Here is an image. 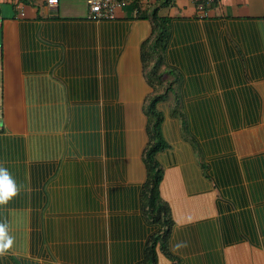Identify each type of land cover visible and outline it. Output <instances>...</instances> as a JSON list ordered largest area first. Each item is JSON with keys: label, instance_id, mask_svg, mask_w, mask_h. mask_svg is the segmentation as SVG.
I'll return each mask as SVG.
<instances>
[{"label": "trees", "instance_id": "obj_1", "mask_svg": "<svg viewBox=\"0 0 264 264\" xmlns=\"http://www.w3.org/2000/svg\"><path fill=\"white\" fill-rule=\"evenodd\" d=\"M18 1L27 4L30 0ZM140 1L132 0L135 19L146 20L151 27V34L139 46L144 78L152 90L163 83L160 67L173 79L144 106L148 137L142 154L144 181L122 180L126 174L125 118L117 96L119 75L114 72L121 51L111 50L110 77L103 82V94L94 75L74 82L69 118L84 153L90 151L85 147L93 152L75 154L72 158L76 160L65 163L73 180L64 181L69 176L63 173L60 180L52 181L41 224L44 250L51 260L70 264H157V252L172 264H224L216 251L219 244L247 241L264 249V152L239 159L233 154L229 136L231 131L254 126L260 119L261 95L255 84L264 81V18L233 25L230 35L234 47L226 45L224 50L231 61L220 62L218 25L210 23L212 18H203V23L197 17L192 23H180L176 22L179 18L158 14L161 8L172 6L174 0H158L145 9ZM117 28L112 29L111 46L124 39L123 29ZM151 59L155 61L150 63ZM92 65L87 67L93 70ZM174 85L187 135L198 145L205 161L203 177L218 192L219 222L206 218L178 225L177 208L161 190L165 169L170 168L164 159H171L175 153L170 154L172 146L164 133L165 115L158 106L169 92H174ZM218 89L221 95L216 94ZM225 119L229 127H222ZM102 142L105 154H99ZM85 158L86 164H81ZM83 169L96 173L87 176ZM182 177L188 194L201 193L203 187L198 186L195 176L194 183L188 181L185 171ZM61 200H68L78 209L61 215ZM49 207L55 208V216L53 212L47 216L52 211ZM104 207L109 212V236L99 239L95 238L91 214ZM72 218L75 220L69 224ZM58 227L64 235L57 239L54 234ZM82 234L85 237H80ZM50 239L58 241V245L50 247ZM0 264L20 263L12 256L0 255Z\"/></svg>", "mask_w": 264, "mask_h": 264}, {"label": "crops", "instance_id": "obj_2", "mask_svg": "<svg viewBox=\"0 0 264 264\" xmlns=\"http://www.w3.org/2000/svg\"><path fill=\"white\" fill-rule=\"evenodd\" d=\"M83 1L87 12L68 17L64 16L66 12L60 6V0L56 4H48L47 0H30L27 4L0 0V164L10 170L19 186L14 197L0 203V222L7 225L9 235L21 238L19 240L23 239L24 231H19L18 223L38 222L41 233L47 192L54 183L52 181L60 180V164L70 163L75 154L93 152L85 147L90 151L84 153L69 118L75 80L94 75L99 80L97 88L103 94V82L110 77L111 50L121 51L117 58L119 63L125 58L126 37L134 30L137 33L141 27H150L148 21L135 19L132 0H115L121 5L112 21L90 19L87 0ZM157 1L141 0L140 5L145 9ZM158 14L179 18L176 22L180 23H192L196 17L203 23L205 18H212L210 23L218 25L220 62H230L224 50L226 45L234 47L231 27L248 19L262 20L264 0H174L172 6L161 8ZM113 27L123 29L121 37L124 39L111 46ZM147 36L148 33L143 38ZM142 40L135 52L138 56ZM201 41L204 44V40ZM88 64H93L94 69L88 68ZM114 72L118 76L117 68ZM103 142L99 154H105ZM168 169H165L161 183L163 192H167L164 180L170 174ZM94 173L85 172L90 176ZM102 173L106 175L104 167ZM217 198L216 191L214 204ZM168 200L172 202L171 198ZM214 208V220L219 222L217 206ZM206 218H209L207 214L201 212L188 216L187 221L179 218L178 225ZM4 249L11 255L7 250L2 255L12 256L20 264H36L30 260L27 250L25 253ZM216 251L221 254L224 264H264V249L247 241L229 246L219 244ZM49 262L70 264L58 260ZM157 264L172 263L157 252Z\"/></svg>", "mask_w": 264, "mask_h": 264}, {"label": "rangeland", "instance_id": "obj_3", "mask_svg": "<svg viewBox=\"0 0 264 264\" xmlns=\"http://www.w3.org/2000/svg\"><path fill=\"white\" fill-rule=\"evenodd\" d=\"M60 6L66 12V15L64 16L68 17L73 16V14L81 15L87 12V6L83 0H60ZM116 9L117 7L115 8V13ZM147 33L148 36L151 34V27H149L148 29L147 26H145L143 28L141 27V29H138L137 33L134 30L131 34L128 35V37H126L125 43L127 45V48L125 51V58H122L117 66V69L119 71V87L117 96L118 102L124 108L125 118L123 123V132L125 135L126 174L122 176V180H127L128 182L134 183L143 182L146 171L142 162L143 149L148 141L146 132L147 119L144 114V106L151 96L158 93L161 94L162 92H160V90L162 89L163 91L164 86L167 85V82L173 80L172 76L166 75L167 73L165 72V69L163 67H160L158 72L159 74H161V80L163 81V83L157 86V90H152L148 86L143 75L144 70L141 66L142 63L139 61L138 55L135 54L138 49V42L141 39L145 40L146 38L143 37H145ZM155 59H151L150 63L154 62ZM209 73L211 76L214 75V70H212L211 66ZM255 87L261 95L262 103L259 113V122L254 126L245 127L237 131H231L229 134L231 138L230 143L233 147V154H235L239 159L245 156L264 152V81L256 83ZM176 89L177 86L174 85V92H169L158 106V108L162 110L165 115L164 133L166 140L172 146L170 154L175 153L173 154L171 159H164L166 164H168L170 167L167 170V173L170 174L167 176L166 181L164 180V188L167 189V192L164 191L163 195L165 194L168 199H172L171 203L174 205V207L176 206L177 208L178 219L180 218L183 221H187L185 219H187L188 216L192 217L193 214L199 215L201 212H205L209 219L214 220V215L216 214V210L214 207L218 206L217 203L214 204V196L217 190L213 188L210 181L203 177L204 175L202 164L205 161L201 155L198 145L192 142L190 140V137L187 135L183 111L180 107L179 101L176 100V98H178L175 94ZM216 94L221 95L219 89ZM224 115L227 114L224 113ZM222 127H229L227 119H225V126ZM86 160L88 159L85 158L83 160V163L81 164H86ZM206 160L211 161V158L209 159L206 157ZM80 162L82 161H79L78 163ZM67 170L69 169L67 168L65 162L62 165L60 164L61 172L59 177L62 176L63 173H66L69 176V174L66 172ZM184 171L189 182L192 181L194 183V176L197 178V183L199 184L197 185L199 187H203L201 193L193 192V194L188 195L185 188L184 179L182 177V173H184ZM67 178L72 179V177L66 176V178H63V180L68 182L69 180ZM190 188L191 191H195L193 187ZM61 202L63 204L61 215H66L67 212H72L75 208L78 209L77 206L72 207L73 205H70L68 200H64V202L61 200ZM52 208L53 207H49L48 209L52 210ZM104 208L95 213H89L94 216L93 225L96 226L95 238L99 239L102 235H104V238H106L109 232V226L107 224L109 212L108 210H106V208ZM49 212L50 215L48 213L47 216L51 217L52 212L53 216H55L54 210ZM50 220L53 221L52 219ZM73 220L75 219H69L67 222L69 223ZM18 225H20L21 229H23H20L19 231H24V235L22 237L23 239L19 240L21 238H16V236L12 237L10 235L12 237V244H7L3 237L0 236V246L2 245L1 247H3H0V255L4 256L1 253H5L7 249L4 248L6 247L10 251L12 249L14 251L23 250L26 253L27 250L32 262L36 264H52L51 262H49L51 258L48 256L46 250H44V245L41 240L39 223L26 222L22 224L18 223ZM77 225L78 224L76 223L73 231L77 229ZM68 227H70V225ZM37 232H39L40 234H37ZM54 235L55 238L58 239L59 236H63L64 234L60 227H58ZM80 237L85 236L82 234L80 235ZM50 242L52 243L50 244V247L56 246L59 243L58 241H54L51 239ZM104 242L108 243L107 240H105ZM47 244L48 243H46V245ZM241 264L244 263L242 262Z\"/></svg>", "mask_w": 264, "mask_h": 264}, {"label": "clouds", "instance_id": "obj_4", "mask_svg": "<svg viewBox=\"0 0 264 264\" xmlns=\"http://www.w3.org/2000/svg\"><path fill=\"white\" fill-rule=\"evenodd\" d=\"M18 191L19 186L10 170L3 164H0V203L9 201ZM0 236L3 237L7 244H11L12 237L8 234L7 225L2 222H0Z\"/></svg>", "mask_w": 264, "mask_h": 264}, {"label": "built area", "instance_id": "obj_5", "mask_svg": "<svg viewBox=\"0 0 264 264\" xmlns=\"http://www.w3.org/2000/svg\"><path fill=\"white\" fill-rule=\"evenodd\" d=\"M212 2L214 0H207ZM48 4H56L57 0H47ZM89 7V17L93 19H113L115 8L121 5V2L115 0H87Z\"/></svg>", "mask_w": 264, "mask_h": 264}]
</instances>
